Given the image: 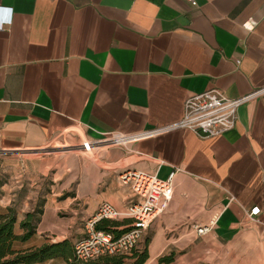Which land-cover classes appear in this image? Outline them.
Listing matches in <instances>:
<instances>
[{"label": "crops", "instance_id": "1", "mask_svg": "<svg viewBox=\"0 0 264 264\" xmlns=\"http://www.w3.org/2000/svg\"><path fill=\"white\" fill-rule=\"evenodd\" d=\"M195 1L0 0V153L29 151L39 171L52 169L41 222L48 208L52 220L74 208L84 223L104 202L124 211L126 170L173 174L172 198L143 238V264H264V90L219 136L173 128L127 148L78 151L107 132L177 121L202 90L238 97L264 86V0ZM55 148L64 151L34 156ZM253 206L257 221L246 216ZM211 220L198 235L195 226Z\"/></svg>", "mask_w": 264, "mask_h": 264}, {"label": "built area", "instance_id": "2", "mask_svg": "<svg viewBox=\"0 0 264 264\" xmlns=\"http://www.w3.org/2000/svg\"><path fill=\"white\" fill-rule=\"evenodd\" d=\"M196 4L195 0H188ZM6 20H11L9 17ZM5 23L1 20L0 24ZM249 27H253V24ZM264 90V86L247 95L230 97L218 88H209L186 97L184 113L180 119L150 129L144 134H125L111 131L102 138L80 142L78 151L91 154L105 147L127 148L131 142L145 136L158 135L173 128L190 129L199 137L219 136L229 131L237 121L238 107L255 94ZM68 148V147H67ZM70 148V147H69ZM173 174L161 180L155 174L143 170H126L119 175L121 184L127 185L132 192V199L124 211L116 210L109 203H102L84 223L82 237L73 246V260L88 263L102 257L130 255L144 238L150 224L166 209L173 195ZM261 209L253 206L246 212L250 221H257ZM130 220L126 231L119 235L98 229L103 220ZM215 223L211 220L206 225L195 226L196 233L203 235L209 232Z\"/></svg>", "mask_w": 264, "mask_h": 264}, {"label": "rangeland", "instance_id": "3", "mask_svg": "<svg viewBox=\"0 0 264 264\" xmlns=\"http://www.w3.org/2000/svg\"><path fill=\"white\" fill-rule=\"evenodd\" d=\"M61 151H64V148L45 149L34 156L38 158L50 157ZM29 154H31L29 151L19 152V154L0 153V208L4 210L10 206L14 209L17 215L16 232L21 231L19 221L24 218L25 213L34 209L38 202L43 200L45 203L47 198H52L51 195L54 193L53 189L55 188L52 169L39 171L40 168L44 170V163L40 165L43 161L41 159L30 160L28 158ZM65 196V193H61L59 200L62 202ZM60 201L57 203L60 204ZM7 203L8 205H6ZM74 217H77L76 209L68 207L58 210L55 220H52V210L50 208L46 209L43 215V222L41 220V225L39 223L37 227L40 237L32 239L33 246H37L41 242H54L52 240H58L61 236L74 242L81 235L84 223V220L74 219ZM143 244L144 239L141 240L130 255L121 256L124 264H128L132 260L135 252L143 250ZM21 246H23V243H18L17 247L22 248ZM46 261L39 264H45ZM49 264L61 263L58 261ZM62 264H65V262Z\"/></svg>", "mask_w": 264, "mask_h": 264}, {"label": "trees", "instance_id": "4", "mask_svg": "<svg viewBox=\"0 0 264 264\" xmlns=\"http://www.w3.org/2000/svg\"><path fill=\"white\" fill-rule=\"evenodd\" d=\"M43 200L38 202L34 209L25 213L22 220L19 221V227L22 231L18 234L15 230L17 215L10 206L4 210L0 208V264H34L42 263L50 259H62L65 264H78L73 260L74 242L66 238L57 242H45L39 246L27 248H18V243H24L29 240L37 231L43 214ZM126 223L117 220H103L98 225V229L112 232L119 235L126 231L127 226L121 227ZM145 248L141 252H135L132 260L128 264H143L147 259ZM166 257L160 260H166ZM86 264H124L123 257L111 256L102 257L96 261Z\"/></svg>", "mask_w": 264, "mask_h": 264}]
</instances>
